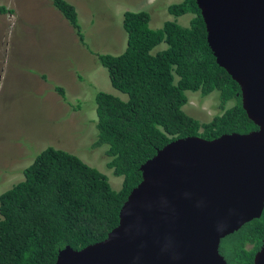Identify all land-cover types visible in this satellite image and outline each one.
<instances>
[{
    "label": "trees",
    "instance_id": "16d2710c",
    "mask_svg": "<svg viewBox=\"0 0 264 264\" xmlns=\"http://www.w3.org/2000/svg\"><path fill=\"white\" fill-rule=\"evenodd\" d=\"M51 2L84 44L75 7L66 0ZM167 12L192 15L189 26L168 21L153 30L148 12H124V52L97 55L111 87L127 96L125 101L103 92L96 96L94 146L105 148L106 167L122 178L121 189L114 191L103 173L80 158L44 149L22 170L23 180L0 195V264H55L66 247L78 251L104 240L141 181V165L168 143L257 129L242 109L238 84L216 64L195 0L171 4ZM161 43L166 49L151 53ZM56 91L65 100L63 89ZM213 91L220 94V112L209 122L182 110L186 92L205 98ZM263 240L264 208L259 218L223 238L219 252L228 264H253Z\"/></svg>",
    "mask_w": 264,
    "mask_h": 264
},
{
    "label": "water",
    "instance_id": "95a60500",
    "mask_svg": "<svg viewBox=\"0 0 264 264\" xmlns=\"http://www.w3.org/2000/svg\"><path fill=\"white\" fill-rule=\"evenodd\" d=\"M206 41L240 88L257 127L213 140H174L140 167L141 181L101 242L60 250L55 264H228L220 241L264 208V0H195ZM264 264V240L253 258Z\"/></svg>",
    "mask_w": 264,
    "mask_h": 264
},
{
    "label": "rangeland",
    "instance_id": "374dc122",
    "mask_svg": "<svg viewBox=\"0 0 264 264\" xmlns=\"http://www.w3.org/2000/svg\"><path fill=\"white\" fill-rule=\"evenodd\" d=\"M66 1L75 7L84 44L51 0H0L5 9L0 13V195L21 182L22 170L49 147L80 158L119 191L122 178L106 167L105 148L94 146L96 96L103 92L123 101L127 96L111 87L97 55L124 52V12H148L153 30L168 21L188 27L192 18L167 12L181 0ZM166 47L161 43L151 53ZM185 95L182 110L191 118L207 123L219 115L218 91L205 98Z\"/></svg>",
    "mask_w": 264,
    "mask_h": 264
}]
</instances>
